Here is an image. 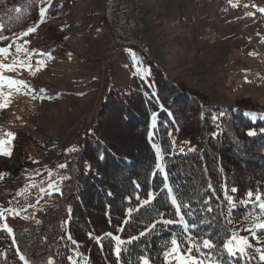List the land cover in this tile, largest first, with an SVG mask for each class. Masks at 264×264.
<instances>
[{
	"label": "rangeland",
	"instance_id": "rangeland-1",
	"mask_svg": "<svg viewBox=\"0 0 264 264\" xmlns=\"http://www.w3.org/2000/svg\"><path fill=\"white\" fill-rule=\"evenodd\" d=\"M125 1L133 6L134 0ZM49 3L65 6L48 21L28 25L10 43L6 57L0 56L6 64L22 60L23 67L4 75L23 80L37 90L16 91L7 86L0 89L4 95L10 93V103L0 109V138L16 129L21 135L18 141L16 135L8 138L5 151L10 156L0 154V207H14L8 202L23 198L26 193L34 196L28 203L15 206L26 211L0 221L13 230L33 223L36 211L45 205L58 203L59 193L45 194L43 198L39 194L40 187L50 180L49 172L54 174L52 180L65 177L64 169L57 167L66 164L64 155L78 157L81 167L85 130L94 124L100 105L113 90L124 93L136 87L135 79L148 77L149 58L156 60L184 89L208 97L210 105L228 108L243 104L249 108L244 112L246 117L263 116L264 13L258 9L264 8V0H144V38L150 52L145 54L130 47L117 53L111 63H106L113 36L103 19L104 0ZM36 26L34 34L23 35ZM16 45L28 49V55L17 54ZM33 50L46 53L39 68ZM29 63L31 69L27 67ZM91 116L94 119L82 126ZM120 136L125 138V134ZM189 148L193 146L188 145ZM12 169L18 172L8 178ZM64 183L65 180L61 191ZM78 191L81 186L77 185L75 194ZM29 204L35 207H28ZM257 217L264 221V216L257 215L240 223L235 231L247 236L254 248L264 249V230L257 233L260 241L246 231ZM182 245L186 250L188 245ZM77 252L80 251L71 249L68 258L82 264ZM193 254L199 256L195 251ZM238 263L261 264L258 254L250 261L240 259ZM170 264H176L175 260Z\"/></svg>",
	"mask_w": 264,
	"mask_h": 264
},
{
	"label": "trees",
	"instance_id": "trees-1",
	"mask_svg": "<svg viewBox=\"0 0 264 264\" xmlns=\"http://www.w3.org/2000/svg\"><path fill=\"white\" fill-rule=\"evenodd\" d=\"M64 6L49 0H0V35L7 37L0 46L12 43L28 25L48 21ZM42 7L48 8L43 18L39 14ZM149 63L150 75L135 79L136 87L124 93L113 90L100 105L94 124L85 130L78 170L81 192L72 196L64 242L66 256L71 249H78L76 255L82 264L83 257L87 264H141V256L148 257L151 264H165L164 253L172 246L173 235L182 244H187V234L198 237L205 231L213 240L217 232L226 238L225 229L236 230L240 223H246V215L247 219L259 215L254 205L238 204L229 225L223 189L224 185L238 188L237 193H229L237 200L244 199L249 189L264 193V132L260 131L264 129V114L251 119L245 116L249 108L243 104L228 108L210 105L208 97L184 89L156 60L149 58ZM220 113L224 115L213 121ZM249 130L257 134L248 136ZM14 133L18 141L19 130ZM153 144L162 149L159 161ZM188 145L195 151H189ZM157 163L162 168L153 175ZM17 172L12 169L8 178ZM165 183L171 185L181 203L190 204L181 211L189 223L199 227L185 233L179 223H163L179 220ZM33 198L26 193L11 204L19 206ZM209 198L211 213L203 203ZM145 199L150 203L144 205ZM130 208L134 209L131 216L127 215ZM201 219L212 221V225L200 224ZM153 223L156 227L151 229ZM142 231L144 236L139 235ZM115 237L126 242L119 259L113 251ZM132 237L138 239L129 243ZM0 264H21L11 235L2 231ZM234 264H239L238 260Z\"/></svg>",
	"mask_w": 264,
	"mask_h": 264
},
{
	"label": "snow or ice",
	"instance_id": "snow-or-ice-1",
	"mask_svg": "<svg viewBox=\"0 0 264 264\" xmlns=\"http://www.w3.org/2000/svg\"><path fill=\"white\" fill-rule=\"evenodd\" d=\"M260 12L264 13V8L258 9ZM19 11V9H17ZM48 12L47 7H42L39 10L40 17L43 18ZM249 15H253L252 13H249ZM2 27V25H0ZM37 27H31L29 28L26 32L23 33L24 36H29L30 34H33L36 32ZM7 37L0 35V41L6 40ZM12 47L11 44H9L7 47H0V56H5L9 53L10 48ZM23 52L26 56L28 55V49H23L22 46L16 45V53L20 54ZM33 55L38 57L36 60V65L37 68H39L40 65L43 64V57L46 55L44 52H39L36 50H33ZM31 59V57H29ZM24 62L19 59L13 60L12 63L6 64L0 61V89L4 88L7 86L9 89L15 88L16 91H20L21 89H25L29 92H34L37 91L34 88H31L25 81L23 80H17L13 79L11 77L5 76L4 72H10V71H15L18 67H23ZM29 69H31L32 65L29 63L27 65ZM39 91H44L43 89H40ZM10 93L8 95H4L3 92H0V109H4L8 106L10 103L9 99ZM35 98V97H33ZM224 113H220L217 116L213 117V121H216L220 118V116H223ZM261 132H264V129H260ZM256 130H249L247 132L248 136H255ZM154 135V134H153ZM15 138V133L14 132H8L5 134V138H0V154L2 155H8L10 156L11 153L9 151H5V146L10 142V139ZM174 143V141H173ZM154 149L157 154V160L162 159V149L158 146L153 144ZM75 149H73L74 151ZM175 150V149H174ZM179 151L183 152V148L181 147ZM189 151H195L194 148H189ZM104 157L101 155L99 159H103ZM66 164H60L57 167L60 169L66 168ZM156 171L153 173V175L159 173V171L162 168V165L160 163H157L156 166ZM54 174L52 172H49V177L50 180L44 187H40L39 189V194L40 197L43 198L45 194L47 195H52L53 193H59L60 195H63L61 191V184L63 183V180L68 179V177H60L59 179L52 180L51 177ZM58 175V174H56ZM3 174H0V178H2ZM165 180H167V175L165 176ZM32 187H35L33 185ZM139 187V185H137ZM209 189L212 188L211 184H209ZM165 189L167 190L170 202L172 206L176 210V214L179 217V220H164V224H174V223H179L181 224L183 231L185 233L188 232L189 228H197L199 225L195 222L189 223L185 219V214L182 213V208H190V204H183L180 202L178 199L177 194L173 191L172 187L170 184L165 183ZM224 199L227 201V223L230 225L232 224V213L233 211L237 208L238 204L241 206H247L249 204L254 205L256 208L259 209V215L264 216V193H261L259 191H254L249 189L245 194H244V199H235L232 195L229 193H237L239 191L238 188L236 187H231L228 188L227 185H224ZM26 191V190H25ZM24 193H18V195H23ZM29 195L31 193H28ZM111 193H109L110 195ZM152 199H155L154 194H150ZM130 199V198H129ZM137 199H139V196H137ZM11 201L8 202L9 205H11ZM37 203H39V200H37ZM150 203L149 199H145L143 201L144 205H147ZM203 203L205 205H208L206 208V211L211 213L213 211V208L210 206V198L208 200H204ZM28 207H35L34 204H29ZM26 211L24 207H0V221H6L8 215L12 216H18L21 212ZM71 210L69 209V212ZM134 211V209H128L127 210V215L131 216V213ZM253 213H249V215H252ZM187 215H192L191 212H188ZM221 216H224V213H220ZM247 215L244 217V219H247ZM217 218H213V220H216ZM207 223L209 226L212 225V221H204L200 220V224H205ZM156 227V224L151 225V229H154ZM149 229V230H151ZM261 230H264V221H260L259 217H257V222L254 223L252 228L246 229L253 239L260 241V236L257 235V233ZM0 231L2 232H7L9 235L13 233V229L6 223H0ZM226 232V238H221L219 236V233H216V240H213L211 238V234L207 231L204 232L203 235H200L198 237H193L192 235H187L185 238V242L187 243V248L186 250L183 248V245L181 241L177 238L176 235H173L170 243L172 247L164 253L165 256V264H170L171 260H175L176 264H234L235 261L239 259H244L246 261H250V259L255 258V254L259 255V261L261 264H264V249H257L254 248L253 244L249 242V239L247 236H240L237 234V232L232 229L230 232H228L227 229H225ZM146 233L141 232L139 235L144 236ZM111 235V234H109ZM68 239H71V236H68ZM138 239V237H132L129 243ZM126 242L123 241L120 237H115V245H114V254L115 256L119 259L121 256L123 249V245ZM249 249H252L250 252ZM206 250V251H204ZM198 253L199 256L194 255L193 253ZM21 260L25 261V264H28V261L25 259L24 256L20 257ZM71 261V257L69 258ZM141 264H151V261L148 257L146 256H141L140 257ZM49 264H53V262L50 260ZM72 264H75L74 261H72Z\"/></svg>",
	"mask_w": 264,
	"mask_h": 264
},
{
	"label": "built area",
	"instance_id": "built-area-1",
	"mask_svg": "<svg viewBox=\"0 0 264 264\" xmlns=\"http://www.w3.org/2000/svg\"><path fill=\"white\" fill-rule=\"evenodd\" d=\"M106 8V19H110L115 31L114 46L109 47L106 63L113 61L114 55L130 47L145 48V38L141 34L140 21L137 24H129L126 18L127 4H123V9H116L114 0H104ZM137 9L141 13V4H137ZM94 116H91L83 125L90 123ZM66 168L63 173L65 183L62 191L72 193L75 186L76 168L75 163H71L70 157L66 156ZM69 198H64L62 207H54L47 204L40 210H46V217H39V210L35 214L34 229H27V225L16 227L11 234V239L19 245L25 253L28 264H67L69 256L64 251L65 231L64 221L67 217ZM7 219L10 215L6 214ZM73 260V259H71Z\"/></svg>",
	"mask_w": 264,
	"mask_h": 264
},
{
	"label": "bare ground",
	"instance_id": "bare-ground-1",
	"mask_svg": "<svg viewBox=\"0 0 264 264\" xmlns=\"http://www.w3.org/2000/svg\"><path fill=\"white\" fill-rule=\"evenodd\" d=\"M143 3L144 0H134L133 2V6L130 7L128 6V4L126 3L125 0H114V4L116 5V9H123V4H127V10H126V18L129 20V24H137V22L140 21V27H141V34L144 35L145 32V24H144V20H143ZM137 4H141V13L140 11L137 9ZM104 18L106 17V8H104ZM106 22L108 23L111 31H112V43L111 46H114V39H115V31L113 28V24L111 22L110 19H106ZM40 30V29H39ZM142 52H144L145 54H148L150 52L149 46L147 44V41L145 40V48H139ZM116 55V54H115ZM114 55V56H115ZM66 156L64 155V159L66 160ZM71 163H75V168H76V176H75V186L73 187L72 193L70 195V191H63V195L60 196L58 203L54 204V207H62V202L64 198H69V206L67 208V217L64 221V231L66 228V223H67V218L71 215V211L69 212V209L72 210L71 208V200H72V196L74 195V193L76 192L77 189V185H78V170H79V161H78V157L71 155L70 157ZM39 217H46V210H40L39 211ZM34 223H30L27 224V229H34ZM12 244L19 256V258L21 256L25 257V253L21 250V248H19V245L17 243H15V240L12 239ZM64 251H65V244H64ZM21 260V259H20ZM21 264H25L24 260H21ZM68 264V263H67Z\"/></svg>",
	"mask_w": 264,
	"mask_h": 264
},
{
	"label": "crops",
	"instance_id": "crops-1",
	"mask_svg": "<svg viewBox=\"0 0 264 264\" xmlns=\"http://www.w3.org/2000/svg\"><path fill=\"white\" fill-rule=\"evenodd\" d=\"M132 1H133V0H132ZM132 1H131V2H132ZM126 3H127V2H126ZM103 19H104V21H105V24H106L107 28L109 29V27H108V25H107V23H106V20H105V18H104V15H103ZM99 33H102V32H101V29H100V32H99Z\"/></svg>",
	"mask_w": 264,
	"mask_h": 264
}]
</instances>
